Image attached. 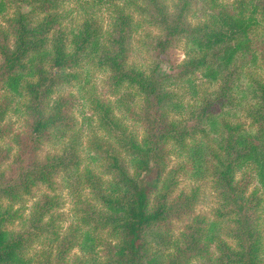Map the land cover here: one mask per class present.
<instances>
[{
    "label": "trees",
    "instance_id": "1",
    "mask_svg": "<svg viewBox=\"0 0 264 264\" xmlns=\"http://www.w3.org/2000/svg\"><path fill=\"white\" fill-rule=\"evenodd\" d=\"M64 1L0 0V264H264V0H77L107 26L65 24ZM182 175L210 181L211 215ZM57 176L90 191L65 232Z\"/></svg>",
    "mask_w": 264,
    "mask_h": 264
},
{
    "label": "rangeland",
    "instance_id": "2",
    "mask_svg": "<svg viewBox=\"0 0 264 264\" xmlns=\"http://www.w3.org/2000/svg\"><path fill=\"white\" fill-rule=\"evenodd\" d=\"M62 12L67 14V17L64 18L65 24H70L81 19L82 15L85 12H91L95 14L101 23L104 26H107L110 14H111V7L109 6H101V7H88L84 9L81 7L77 0H65L62 8L60 9ZM3 15L0 14V26H4L5 21L3 20ZM149 27L144 26L143 29H138V31L134 34L133 39V58L136 60H144L147 56L142 53L141 45L139 43V38L143 35V33L148 30ZM154 30V29H153ZM143 37V36H142ZM141 37V38H142ZM184 48L183 44L179 43L172 51L169 53L168 56L162 57L158 69V73H163L166 71H175L177 70V64L182 60L184 57ZM140 51V52H139ZM92 78L95 84L96 91L100 96L104 99L115 100L116 94L113 92L112 87L108 84L107 74L101 72L99 70H92ZM201 82V81H200ZM202 86L207 85L206 83L202 82ZM64 92L73 91L74 94L79 96V91L76 89L75 86H66L63 89ZM117 112H119L117 110ZM74 113L78 122V125H81L84 131L87 130L85 123L83 122L80 105L75 107ZM7 121H9L15 131L23 128V117L19 115L17 112L11 111L7 115ZM5 142H9V137L6 138ZM56 146L52 144H44L40 151V155H43L46 151H54ZM180 157L173 156V160L171 163L179 159ZM254 181V180H253ZM200 184L201 187V198L198 204L195 207L196 212L205 213L207 215H211L214 211L215 206L217 205L218 198L215 194V190L211 187V183L208 179H201V180H193L188 175H182L180 177L179 186L187 189L192 184ZM45 188L41 186L40 188H36L33 190L32 195H29L24 200V205L27 207L24 213H27L28 208L30 209V205L32 202L38 197V194L43 191ZM46 190V189H45ZM56 193H58V204L57 208L55 209L56 213H59L57 222L61 225L60 228L62 232H65L68 228V224L76 221V205L80 206L83 198L90 197V191L87 186L73 189L66 184V181L61 177L57 176L56 181ZM18 226V225H17ZM38 249V248H37ZM76 250V249H74Z\"/></svg>",
    "mask_w": 264,
    "mask_h": 264
}]
</instances>
